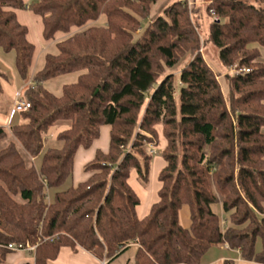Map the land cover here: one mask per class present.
I'll use <instances>...</instances> for the list:
<instances>
[{
  "label": "trees",
  "instance_id": "16d2710c",
  "mask_svg": "<svg viewBox=\"0 0 264 264\" xmlns=\"http://www.w3.org/2000/svg\"><path fill=\"white\" fill-rule=\"evenodd\" d=\"M160 0H0V49L15 51L26 80L35 46L15 9L42 18V36L55 41L24 90L29 110L0 126V264L16 252L11 242L35 245L34 264H49L64 247H80L110 264L136 243L132 264H201L213 246L227 243L244 260L264 263V0H209L207 41L230 77L224 97L218 74L199 53L200 36L187 0L151 15ZM100 15L106 25L89 24ZM216 17V19L214 18ZM191 59L176 77L167 71ZM83 70L57 96L43 82ZM8 80L0 70L2 82ZM13 114V116L15 115ZM67 127L46 147L50 128ZM103 125L108 148L84 165L87 177L57 190L71 174L77 150L89 148ZM161 126L165 165L158 199L139 218L131 172L146 182ZM40 157L39 167L35 160ZM219 204L222 214L213 209ZM189 209L183 227L179 211ZM260 239L261 249L256 250ZM28 264V263H24ZM222 264H237L225 260Z\"/></svg>",
  "mask_w": 264,
  "mask_h": 264
},
{
  "label": "rangeland",
  "instance_id": "374dc122",
  "mask_svg": "<svg viewBox=\"0 0 264 264\" xmlns=\"http://www.w3.org/2000/svg\"><path fill=\"white\" fill-rule=\"evenodd\" d=\"M33 0H28L26 5H29ZM175 0H160L158 3V6L155 5V7L153 8V11L151 13V15L149 16V18L145 21H143L142 25L143 27L146 26V24L148 23L149 19L152 18L153 15L156 14H160L161 9H164V7L166 5H168V3H172ZM252 3L256 4V0H250ZM188 2V6L189 8L193 11V9L197 8L196 11L193 12V20L195 22V25L197 26V30L200 36V49H199V53L202 55V57L205 58V60L208 62L209 66L218 74V78H219V82L222 88V92L224 94L225 99L229 100L230 98V77L232 76V73L235 72L234 68H226L225 66H223L221 64V62L219 61L218 58V49L217 47L208 42L207 41V36H208V27H209V23L212 21V13L208 14L206 12V4L209 2V0H197L196 6L192 5V2H190L189 0H187ZM22 11L26 10L25 8H21ZM160 10V11H159ZM158 12V13H157ZM40 17V16H39ZM38 17V19L40 20V18ZM29 23V27H30V34H29V38L35 43L37 44V55L34 56L33 62L29 68L30 72L31 71H37L40 70L43 65H44V59H45V55L47 53H52V54H56L57 53V47H56V43L55 41H58L60 38H57L54 42L48 44V45H43L44 43H41V39L37 38L36 34H35V21L34 20H28ZM89 24L91 25H106V18L104 15H100L96 20L90 21ZM254 46H257L260 49V59L262 61H264V48L262 46H259L258 44L254 43L252 44ZM191 59L190 55H185L181 58V60H179L178 63H176L174 65V67H172L171 69H168L167 71H171L173 72V74L177 77L179 70ZM0 70L5 72L8 78L7 84H11L12 86H15V84L17 83L18 85H24L26 82H28L29 80H23L15 67V51H9V52H5L2 49H0ZM83 72V70H78V71H73L70 73H64L61 74L57 77L48 79L46 81L43 82V86L49 90L50 92H52L53 94L59 96L62 93V87L65 84H69V83H73L77 80L79 74H81ZM31 76L28 72V79H30ZM16 81V82H15ZM5 84V86L7 85ZM9 104V95L4 92L2 94H0V111L6 109L8 107ZM67 124L64 122H58L55 125H53L48 134H47V140H45L44 142V148L46 147H61L62 146V142L60 140H58L56 138L57 133L61 130L64 129V127H66ZM157 129V133L159 134L158 130H161V126L158 125L156 126ZM108 132H109V127L108 125H104L101 128L100 131V135L99 137L95 140V142L92 144V146L88 149H79L75 159H74V164H73V169L71 174L66 178V180L59 186L56 188H51L48 190V195L52 196L53 193L57 190H62L65 189L69 186L75 185L76 183L82 181L85 179V177L87 176V174L84 171V165L87 161H89L92 157H93V153L96 149H105L107 147V142H108ZM10 139V136L0 140V148H2L3 146H5L8 141ZM157 140V139H156ZM53 141H56V144H53ZM151 146L156 149V153L154 154L155 156H158L159 158H162L161 156V150H162V145L161 142H157L156 144H152L150 143ZM149 144V145H150ZM148 145V146H149ZM83 150V151H81ZM87 150V151H85ZM90 150V151H89ZM91 150H92V155H91ZM80 151V152H79ZM90 152V154H88ZM152 157V161L154 159V156ZM40 157H37L35 160V164L37 167H39L40 164ZM152 161L150 162V167H149V174H148V179L146 182L141 181L140 179L136 178L135 184H136V189L142 193L144 190H151L152 186H154V184H156L157 182V178H155V171H151V164ZM144 200V199H143ZM141 203V201H140ZM213 209L218 212L219 214H222L219 204H214L213 205ZM261 249V242L260 239L257 240L256 243V250L259 251ZM215 249H211L209 250L201 259V264H206L210 258H212V254ZM25 256L31 258V254H29L28 252H25ZM15 260V257H11ZM13 259H11L9 261L8 264H15V262L13 261ZM243 259V258H242ZM236 262V261H235ZM237 264H239L238 262H236Z\"/></svg>",
  "mask_w": 264,
  "mask_h": 264
},
{
  "label": "crops",
  "instance_id": "0c3cea01",
  "mask_svg": "<svg viewBox=\"0 0 264 264\" xmlns=\"http://www.w3.org/2000/svg\"><path fill=\"white\" fill-rule=\"evenodd\" d=\"M23 1L26 4L28 0H23ZM189 1L192 2V5L196 6L197 0H189ZM157 6H158V4H157ZM161 11H163V9H161ZM15 14H16L18 21L21 24L27 26V39L31 43H33L35 46L33 59H34V56L37 55V53H38L37 47H36L37 44H35L29 38L30 27H29L28 20H34L35 21V24H34L35 34H36L37 38L41 39V43H44L43 45H48V44L54 42L57 38H60V37L63 38L65 36L64 33L57 32L55 34L54 39L47 41L42 36L43 24H42V18L40 15L33 13L28 7H26L25 11H22L21 9H15ZM38 17L40 18V20L38 19ZM32 62H33V60H32ZM34 72L35 71L30 72V70H29L30 76H32V74ZM30 79L27 78L26 80H29V81L26 82L24 85H21V83H20V85H18L16 83L15 86H12L11 84L10 85L7 84L8 80L2 82L3 92H6L9 95V104H8V107L6 109L0 111V126L8 127L12 124L19 122V115L18 114H15L14 116L13 115L9 116L10 105L12 103L15 90H17L19 88L25 89L26 86L28 87L29 84L31 83ZM5 84H7V85L5 86ZM66 127H64V128H66ZM100 131H101V129H100ZM158 131H159V134H158L157 142L160 141L162 147H164V145L166 143L165 139L162 136L161 130H158ZM46 140H47V138H46ZM108 142H109V132H108ZM108 142H107V147L104 149V151L108 148ZM56 143H57L56 141H53V144H56ZM50 147H52V146H50ZM79 149H88V148L80 147ZM78 150H77V152H78ZM101 150H103V149H101ZM81 151H83V150H81ZM85 151H87V150H85ZM95 151H94V153H95ZM77 152H76V154H77ZM76 154H75V156H76ZM88 154H90V152ZM91 155H92V150H91ZM164 165H165V161L163 160V158H159L158 156L154 157L152 164H151V171H155V178H157V182H156V184H154V186H152L150 191L148 189V190H144L142 193H140L136 189V184H135V182H136L135 179L137 178V173L133 170L130 174L129 183L132 186V188L135 190V192L137 193V195L139 196V199L141 201V203H139V205H137V207H136V212H137V215L139 218L145 217L148 214L151 205L155 201H157V199H158L157 191L161 185L160 181L158 180V173ZM219 207H220V205H219ZM220 210H221V207H220ZM221 212H222V210H221ZM221 215L223 216V214H221ZM179 221L183 227H188L190 225L189 209L187 206H183L181 208V210L179 211ZM136 249H137L136 243L129 244L127 249L124 250L122 253H120L115 258V260L113 262H111L110 264H132L131 260H132L133 255L136 252ZM211 249H215L214 250L215 252H213L212 258H210V260L206 264H222V262L225 260H233V261L238 262L239 264H264V263H260L257 261H249V260L242 259V257L240 256L239 250L229 247V245L227 243H221L217 246H213L209 250H211ZM29 254H31V258L25 256V251H16V252L10 254L7 257L5 263H3V264H8L9 261L11 259H13L11 257H15V260L13 259L15 264H24V263L34 264V258L32 256V253H29ZM49 264H105V260L97 259L92 254H90L89 252L85 251L84 249H82L80 247H77L76 249H72L70 247H64L60 250L58 256L54 260L50 261Z\"/></svg>",
  "mask_w": 264,
  "mask_h": 264
},
{
  "label": "built area",
  "instance_id": "2783aa9c",
  "mask_svg": "<svg viewBox=\"0 0 264 264\" xmlns=\"http://www.w3.org/2000/svg\"><path fill=\"white\" fill-rule=\"evenodd\" d=\"M213 14V13H212ZM216 19V17H214ZM237 72L239 71H248V69H241V70H235ZM27 87V86H26ZM24 88H19L15 90L14 97L12 100V103L10 105L9 110V116H12L13 114L21 111V110H29L30 109V103L24 98ZM150 150L149 152L151 154H155L156 150L149 145ZM8 249L14 250V251H25L28 253H32L35 250V245L30 244L29 242L26 243H20V242H11L7 245Z\"/></svg>",
  "mask_w": 264,
  "mask_h": 264
}]
</instances>
